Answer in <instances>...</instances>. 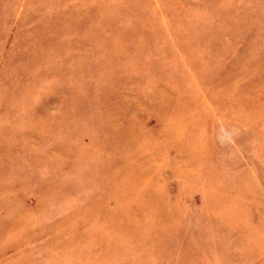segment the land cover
<instances>
[{
	"label": "rangeland",
	"instance_id": "obj_1",
	"mask_svg": "<svg viewBox=\"0 0 264 264\" xmlns=\"http://www.w3.org/2000/svg\"><path fill=\"white\" fill-rule=\"evenodd\" d=\"M0 264H264V0H0Z\"/></svg>",
	"mask_w": 264,
	"mask_h": 264
}]
</instances>
